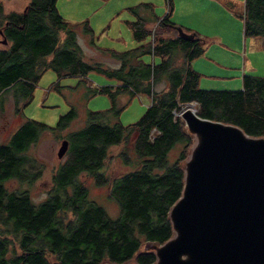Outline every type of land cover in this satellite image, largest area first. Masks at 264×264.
<instances>
[{
	"label": "trees",
	"instance_id": "trees-1",
	"mask_svg": "<svg viewBox=\"0 0 264 264\" xmlns=\"http://www.w3.org/2000/svg\"><path fill=\"white\" fill-rule=\"evenodd\" d=\"M167 1V13L156 20L153 33L131 11L133 38L141 42L150 33L152 39L124 52L109 51L121 61L118 68H109L90 66L83 59L76 31L59 15L55 0H28L20 11H6L0 0V112L10 93L15 114H20V105L31 100L47 68L58 77L77 78L94 69L115 82L87 87L89 96L107 94L111 106L87 111L85 124L65 136L66 158L54 169L41 202H34L27 189L10 190L5 182L31 185L39 179L44 164L27 154L29 148L43 132L65 129L77 117L76 109L71 106L54 126L26 118L0 144V264H154L155 254L145 245H161L173 235L169 211L181 196L184 164L193 145L180 107L194 103L201 118L236 125L252 137L264 136V78L243 75L238 90L200 89L190 64L204 52L205 39L172 22V2ZM225 4L237 16L235 4ZM240 17L245 34L264 37V0H244ZM84 32H91L87 24ZM146 53L151 60H141ZM122 92L150 98L141 117L126 126L118 119L116 100ZM114 158L128 168L115 178L104 172ZM81 175L107 186L119 208L117 217L89 198Z\"/></svg>",
	"mask_w": 264,
	"mask_h": 264
},
{
	"label": "rangeland",
	"instance_id": "rangeland-1",
	"mask_svg": "<svg viewBox=\"0 0 264 264\" xmlns=\"http://www.w3.org/2000/svg\"><path fill=\"white\" fill-rule=\"evenodd\" d=\"M211 1L214 2L184 0L186 10L180 14V0H172V5L176 4V17L172 19L173 10L169 15V19L175 22L174 20H179L178 16L182 18L185 16L187 9L196 13L191 20L192 25L198 29V32H195L206 42L204 52L190 64L198 74V87L203 90H238L241 88L243 75L264 78V37L260 34H245L244 22L240 17L243 0H230L235 4L237 16L233 11V18L225 14V19L212 6ZM2 2L6 11H20L22 8L16 3L9 4L7 0ZM144 3L150 4L152 10ZM55 5L63 20L74 27L76 42L83 59L90 66L97 63L99 66L102 64L109 68H118L121 63L119 58L109 55V51L124 52L138 44H146L152 39L150 33L146 34L141 42L133 38V31L128 25L135 20L131 11H137L144 20L145 29L153 33L157 25L154 22L155 16L161 18L168 10L167 0H55ZM219 18L223 21L220 22ZM85 24L91 29L90 33L84 32ZM220 39L222 44L219 43ZM62 40L61 31L59 41ZM140 58L152 59L147 53ZM158 58L155 57V60ZM113 84H115L113 80L94 69L87 72L85 77L77 78L58 77L57 72L47 68L36 82L31 100L20 105V114H15L12 95L6 94L3 98V111L0 112V144L6 142L26 118L54 126L59 116L66 113L71 106L76 109L78 115L65 129L53 133L43 132L38 142L29 148L27 154L38 164H44L38 180L31 185L10 180L5 182V186L10 190L18 187L27 189L36 203L44 200L51 186L54 169L66 158V154L62 158L57 157L60 141L70 131L85 124L87 111H103L111 106L107 94L97 93L89 96L87 87L114 86ZM149 101V96L142 92L118 94L116 102L121 108L118 115L120 123L126 126L136 122L149 106ZM118 148V146L111 148L110 153H115ZM106 165L105 174H111L113 178L128 170L117 158L110 160ZM79 180L87 188L91 200L102 206L111 218L117 217L118 205L110 198L106 185H97L88 175H81ZM7 237L11 239L12 247L19 252L13 237L11 235Z\"/></svg>",
	"mask_w": 264,
	"mask_h": 264
},
{
	"label": "water",
	"instance_id": "water-1",
	"mask_svg": "<svg viewBox=\"0 0 264 264\" xmlns=\"http://www.w3.org/2000/svg\"><path fill=\"white\" fill-rule=\"evenodd\" d=\"M179 116L193 145L169 211L173 235L145 245L154 264H264V136L201 118L192 103ZM67 148L62 139L57 157Z\"/></svg>",
	"mask_w": 264,
	"mask_h": 264
},
{
	"label": "crops",
	"instance_id": "crops-1",
	"mask_svg": "<svg viewBox=\"0 0 264 264\" xmlns=\"http://www.w3.org/2000/svg\"><path fill=\"white\" fill-rule=\"evenodd\" d=\"M244 1V0H243ZM7 2H9V4H17V5H19L20 7H24L25 5H26V3L28 2V0H7ZM171 2H172V0H171ZM225 2L227 3V2H230V0H214V2L213 1H211V4H212V6L215 8V9H217L218 10V13H220L221 14V16H223V18L225 19V14L226 15H229L230 17H232L233 18V13H232V11L230 10V9H228L227 8V6H226V4H225ZM223 4V5H222ZM243 7V6H242ZM21 8V9H22ZM20 9V10H21ZM173 10V16H172V19H174L175 17H176V13H175V11H176V4L174 3L173 5H172V9H171V11ZM184 10H186V8H185V2H184V0H180V2H179V13L180 14H182L183 12H184ZM171 14V13H170ZM169 14V15H170ZM196 13L194 12V13H192V12H190V10H188L187 9V11H186V14H185V16L182 18V17H180V16H178V19L179 20H174L175 22V24L176 25H178V26H181V27H183V28H186V29H189V30H191V31H197L198 32V29L197 28H195L194 27V25H192V22H191V20L192 19H194V15H195ZM156 18H154L155 19V21L154 22H156V20L157 19H160V17H157V16H155ZM162 17V16H161ZM200 18V17H199ZM221 20L222 19H220L219 18V21L221 22ZM223 21V20H222ZM196 32V33H197ZM206 38V37H205ZM219 43H221L222 44V40L220 39L219 40ZM134 48V47H133ZM132 49V48H131ZM128 50H130V49H128ZM179 61L180 62H182V58H181V55H180V58H179ZM192 63V62H191ZM199 86V85H198Z\"/></svg>",
	"mask_w": 264,
	"mask_h": 264
},
{
	"label": "built area",
	"instance_id": "built-area-1",
	"mask_svg": "<svg viewBox=\"0 0 264 264\" xmlns=\"http://www.w3.org/2000/svg\"><path fill=\"white\" fill-rule=\"evenodd\" d=\"M194 105H195V104H194V103H192V106H193V107H194Z\"/></svg>",
	"mask_w": 264,
	"mask_h": 264
}]
</instances>
